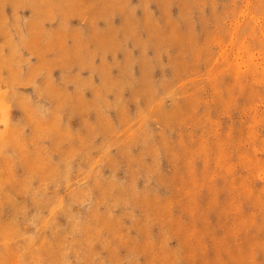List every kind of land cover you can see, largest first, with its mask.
<instances>
[{"label":"rangeland","instance_id":"374dc122","mask_svg":"<svg viewBox=\"0 0 264 264\" xmlns=\"http://www.w3.org/2000/svg\"><path fill=\"white\" fill-rule=\"evenodd\" d=\"M0 264H264V0H0Z\"/></svg>","mask_w":264,"mask_h":264}]
</instances>
